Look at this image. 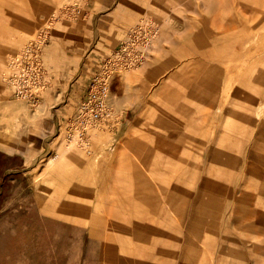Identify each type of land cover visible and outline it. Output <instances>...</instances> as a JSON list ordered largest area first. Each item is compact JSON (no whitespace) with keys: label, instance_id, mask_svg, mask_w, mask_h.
Returning <instances> with one entry per match:
<instances>
[{"label":"rangeland","instance_id":"374dc122","mask_svg":"<svg viewBox=\"0 0 264 264\" xmlns=\"http://www.w3.org/2000/svg\"><path fill=\"white\" fill-rule=\"evenodd\" d=\"M53 15L29 103L4 74ZM137 25L85 145L70 119ZM2 52L0 264H264V0H0Z\"/></svg>","mask_w":264,"mask_h":264},{"label":"built area","instance_id":"2783aa9c","mask_svg":"<svg viewBox=\"0 0 264 264\" xmlns=\"http://www.w3.org/2000/svg\"><path fill=\"white\" fill-rule=\"evenodd\" d=\"M80 12L77 7L64 8L63 14ZM56 15L50 17L35 36L8 61L4 81L11 89L12 95L29 103H36L45 88L43 52L50 34V26ZM145 26V25H144ZM144 30L143 25H137L129 30L116 49L102 60L98 70L93 73L82 99L79 101L70 128L76 131L79 142L88 145L86 133L92 126L109 123L113 118L112 108L108 104L110 92V77L113 73L130 68L139 63V38Z\"/></svg>","mask_w":264,"mask_h":264},{"label":"bare ground","instance_id":"6f19581e","mask_svg":"<svg viewBox=\"0 0 264 264\" xmlns=\"http://www.w3.org/2000/svg\"><path fill=\"white\" fill-rule=\"evenodd\" d=\"M22 38V36H19V40ZM12 46V45H11ZM6 49L7 50H9V47L7 46L6 47ZM11 50V49H10ZM6 51H4V53H5ZM4 62V57H3V52L0 54V64H1V67H3L2 66V63ZM4 64V63H3ZM1 75V74H0ZM190 146V145H189ZM157 148V147H156ZM65 155V154H64ZM61 158V157H60ZM176 159V158H175ZM52 160V159H51ZM177 160V159H176ZM160 161V160H159ZM58 162V161H57ZM161 162V161H160ZM55 164V163H54ZM59 165V164H58ZM150 165V164H149ZM158 165H160L159 163H158ZM157 165V166H158ZM95 166V165H94ZM148 167V166H147ZM162 167H163V165H162ZM95 169H97V168H95ZM141 171V174L139 173ZM140 171L137 173V175H136V177H137V180L140 182V185H139V187H141V185H142V182H144L145 183V185H147V189L148 190H151V185L149 184V182L147 181V183H146V180H145V178H147L146 177V175H145V173H146V171L144 172L142 169H140ZM132 172V171H131ZM149 175V174H148ZM130 176V175H129ZM128 176V177H129ZM150 176V175H149ZM148 176V177H149ZM131 177V176H130ZM132 181V183H133V180H131ZM154 181V180H153ZM152 183V182H151ZM159 184V183H158ZM129 185V184H128ZM157 185V184H156ZM133 186V185H132ZM154 186V185H153ZM161 186V185H160ZM139 187H138V189H139ZM155 187V186H154ZM157 187V186H156ZM158 187H159V185H158ZM96 188V187H95ZM153 189V188H152ZM159 190L158 191H160V188H158ZM96 190V189H95ZM162 190V189H161ZM97 191V190H96ZM163 191V190H162ZM162 191H160V192H162ZM165 191V190H164ZM148 192V191H147ZM150 192V191H149ZM155 192V191H154ZM86 193V192H85ZM93 193V192H92ZM92 193L90 192V194L92 195ZM96 193V192H95ZM97 193H98V191H97ZM129 193H130V191H129ZM149 194V193H148ZM121 195V194H120ZM126 195V194H125ZM131 193H130V197H131ZM141 195H143V193L141 194ZM56 196V195H55ZM123 196H124V194H123ZM128 196V195H127ZM58 197V196H57ZM116 197V196H115ZM142 197V196H141ZM160 197V196H159ZM163 197V196H162ZM55 198V197H54ZM117 198V197H116ZM120 198V197H119ZM118 198V199H119ZM131 198H133V197H131ZM145 198V197H144ZM56 199V198H55ZM58 199V198H57ZM60 200V199H59ZM133 200V199H132ZM160 201V200H159ZM110 202V201H109ZM119 202H120V199H119ZM118 202V203H119ZM141 202H143V201H141ZM125 203V202H124ZM93 204V203H92ZM91 204V205H92ZM112 204V203H111ZM128 204V203H127ZM130 204V203H129ZM156 204V203H155ZM120 205H122V204H120ZM157 206V205H156ZM123 207H125V206H123ZM132 207V206H131ZM137 208H139V207H137ZM142 208V207H141ZM153 208V207H152ZM65 209V208H64ZM66 209H67V207H66ZM69 209V208H68ZM77 209H79V208H77ZM130 209V208H129ZM63 210V209H62ZM75 210V209H74ZM130 210H132V209H130ZM80 211H82V209H80ZM92 211V210H91ZM90 211V212H91ZM139 211H140V209H139ZM150 212V211H149ZM151 213V212H150ZM109 214V213H108ZM76 216V215H75ZM104 216V215H103ZM102 217V216H101ZM99 218V217H98ZM97 219V218H96ZM95 219V220H96ZM118 221V220H117ZM110 222V221H109ZM116 222V221H115ZM120 222V221H119ZM130 221H128L126 224H128ZM93 223V222H92ZM112 223H113V228H114V222H113V220H112ZM123 223V222H122ZM124 224V223H123ZM89 225V224H88ZM91 227V226H90ZM117 228H120L119 226H117ZM121 230H123L122 228H120ZM113 230V229H112ZM116 230V229H115ZM109 231V230H108ZM124 231V230H123ZM123 231H121V233L123 232ZM126 231V230H125ZM118 232V231H117ZM120 233V234H121ZM112 234H114V233H112ZM117 234V233H116ZM115 235V234H114ZM112 238H113V236H111ZM116 237V236H115ZM124 238H125V235H124ZM140 238V237H139ZM131 239V238H130ZM146 240V239H145ZM125 241V240H124ZM141 244H142V242H141ZM157 245V244H156Z\"/></svg>","mask_w":264,"mask_h":264}]
</instances>
